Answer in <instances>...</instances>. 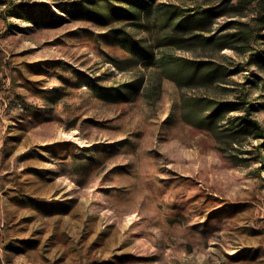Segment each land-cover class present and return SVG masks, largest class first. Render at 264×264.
Instances as JSON below:
<instances>
[{"label":"rangeland","instance_id":"obj_1","mask_svg":"<svg viewBox=\"0 0 264 264\" xmlns=\"http://www.w3.org/2000/svg\"><path fill=\"white\" fill-rule=\"evenodd\" d=\"M14 1L58 17L33 24L0 6V264H264L263 165H235L180 111L185 94L237 100L245 90L263 103L249 83L260 69L227 48L242 69L229 90L180 87L159 64L128 67L110 27L57 7L77 0ZM158 2L215 5L214 31L253 29L264 48V0ZM140 81L128 101L91 87ZM254 117L264 124V109Z\"/></svg>","mask_w":264,"mask_h":264},{"label":"trees","instance_id":"obj_2","mask_svg":"<svg viewBox=\"0 0 264 264\" xmlns=\"http://www.w3.org/2000/svg\"><path fill=\"white\" fill-rule=\"evenodd\" d=\"M0 6L6 18L15 16L33 24L52 25L58 17L46 3L36 5L0 0ZM57 7L74 19L110 27L105 34L129 54V58L123 60L128 67L159 64L165 76L180 87L218 86L229 90L226 86L229 77L242 70L231 69L234 64L238 67V63L221 54L231 48L245 56L249 66L260 69V74L249 83L260 89L264 96V48L257 46L256 32L245 28L232 33L214 31V21L222 15V11L215 10V5L199 2L188 8L158 0H77L70 5L57 4ZM114 24L119 25L114 27ZM231 24L226 25L230 27ZM135 31L145 32L148 36L139 37ZM169 47L197 51L200 55L158 56V50ZM140 84L141 81L108 88L98 84H91V87L104 100L128 101L140 90ZM259 109H264V102L253 104L248 101L245 90H240L237 100L185 94L180 103L182 118L212 134L220 152L232 163L246 165L258 160L264 168V124L254 117ZM252 140L257 143L248 146V141Z\"/></svg>","mask_w":264,"mask_h":264}]
</instances>
